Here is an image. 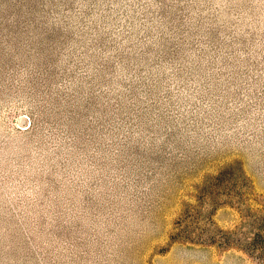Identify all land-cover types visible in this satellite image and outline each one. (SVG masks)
<instances>
[{
	"label": "rangeland",
	"instance_id": "obj_1",
	"mask_svg": "<svg viewBox=\"0 0 264 264\" xmlns=\"http://www.w3.org/2000/svg\"><path fill=\"white\" fill-rule=\"evenodd\" d=\"M0 264H264V0H0Z\"/></svg>",
	"mask_w": 264,
	"mask_h": 264
}]
</instances>
